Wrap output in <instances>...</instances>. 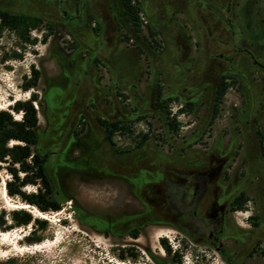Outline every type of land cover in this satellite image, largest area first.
<instances>
[{"label": "rangeland", "instance_id": "374dc122", "mask_svg": "<svg viewBox=\"0 0 264 264\" xmlns=\"http://www.w3.org/2000/svg\"><path fill=\"white\" fill-rule=\"evenodd\" d=\"M141 2V33L120 22L118 32L111 24L121 16L119 0H94L108 15L88 22L98 32L78 26L75 37L48 0H0V11L37 16L55 28L45 45L44 28L29 31L35 45H25L16 31L0 34V109L30 98L22 86L34 65L41 74L35 90L40 146L64 201L60 212L45 215L9 199L0 186V210L28 206L35 218L49 221L39 243L25 240L31 226L0 232V264H176L160 238L178 252L180 264H264V152L255 135L264 136V73L234 50L248 49L264 64V0ZM145 24L158 35L151 38ZM155 41L161 47L154 49ZM222 57L233 58V68ZM221 76L231 87L211 124ZM158 85L172 99L178 134L155 108ZM132 87L141 97L139 110ZM97 118L126 121L114 145ZM143 134L150 139L134 152ZM170 180L191 183L185 205L210 182L202 209L214 200V189L219 201L203 221L177 218L165 195ZM243 192L244 209L233 211ZM210 233L218 235L221 250Z\"/></svg>", "mask_w": 264, "mask_h": 264}, {"label": "trees", "instance_id": "16d2710c", "mask_svg": "<svg viewBox=\"0 0 264 264\" xmlns=\"http://www.w3.org/2000/svg\"><path fill=\"white\" fill-rule=\"evenodd\" d=\"M124 15L127 22L136 33L142 32L143 20L141 18L142 10L139 0H120ZM151 38L158 35L157 32L145 24ZM44 28L47 33L44 34L40 43L45 45L53 36L55 28L51 23H46L37 16L13 14L7 11H0V34L4 30L16 31L19 33L21 40L25 45H35L36 39H32L29 35L31 30H39ZM121 41L129 43L130 38L121 34ZM154 49L161 47L156 41ZM138 51L142 54L141 49ZM16 58L22 55L16 54ZM96 65L100 64L99 59L95 60ZM30 77H24L22 90L30 92V98L27 100H17L7 110L0 109V186L5 190L9 199L16 200L21 204L36 208L42 214L57 213L62 210L63 200L56 192L52 185V180L48 175L47 162L49 156L45 154L40 146L39 141V119L36 104H40V98L35 90H37L41 77L40 71L32 65L30 67ZM235 84V82H233ZM231 84L226 83L223 79L219 80L216 88L215 100L212 109L211 124L218 117L223 99ZM135 101L138 103L137 109L142 106L141 97L132 87ZM172 99L164 98L163 86L158 85L155 91V108L161 112L166 119L168 130L172 134H178L180 123L176 116L172 115L170 110V102ZM192 104H189L191 106ZM185 112L182 110L181 113ZM14 114L20 115V120L15 119ZM99 125L107 134L108 141L113 144V136L122 131L120 125L122 121L108 122L98 118ZM257 137L262 151L264 152V138L260 130H257ZM150 139L149 134H143L133 150L141 149ZM126 151L124 153H130ZM5 174L6 178H2L1 174ZM29 186L35 187L34 192H28ZM168 192L172 196V205L189 209L193 211L194 204L186 207L182 201L184 188L180 184L169 183ZM248 201L247 195L243 192L234 198L231 207L233 211H242L245 203ZM23 209H1L0 210V232L6 233L14 229L25 228L31 226V231L25 240L28 244L39 243L41 238L39 232L45 231L49 226V221L43 218H35L31 210ZM257 225V224H256ZM138 238V234L134 235ZM159 243L168 256L173 254L174 262L180 264L178 252H173L172 248L164 238H160Z\"/></svg>", "mask_w": 264, "mask_h": 264}, {"label": "flooded vegetation", "instance_id": "af4514ba", "mask_svg": "<svg viewBox=\"0 0 264 264\" xmlns=\"http://www.w3.org/2000/svg\"><path fill=\"white\" fill-rule=\"evenodd\" d=\"M48 1L53 4V6H54V8L56 10V13L58 14V16H60L61 20L63 21V25H64L66 31L69 32L72 36H75V37H76V34L78 33V29L76 28L78 26H81L83 29H85V28H91L93 31L98 32L95 29V26L94 25L92 26V24H91V26H88V22H91V20H93L95 18V16H97V15H99V16H106V15H108L106 13L105 14L104 13L101 14L100 12H98L96 10V6L94 4V0H73V1L72 0L71 1L70 0H48ZM119 2H120V0H119ZM139 2H140V8H142V2H141V0H139ZM120 5H121V2H120ZM108 6H109V10L111 11L112 10V7L110 6L109 3H108ZM121 7H122V5H121ZM120 12H121L120 13L121 16H120L119 19H118V17L115 16V18H112L110 20L111 21V24L112 23L113 24L115 23L117 30H118L117 23L120 22V23L129 24L127 22V20H126L125 15H124L123 8H122V10ZM230 14H231L230 11H227L225 9V16H227V19L226 18L225 19L229 23L231 21L230 17H228ZM118 32H120V30H118ZM234 50L236 52H239V53L248 55L250 57L251 61H252L253 66L259 69V71L257 73L258 74L264 73V64L262 63L263 61L258 60V58L254 54H252L250 50H248V49H241V48H235ZM96 59H98V58H96V55L93 53L92 54V63H94V65L97 67L98 65H96V63H95V60ZM223 60L225 62H228L231 66H232V64L234 62L233 61V58H231V57H224ZM232 68H233V66H232ZM221 79H223L226 82L230 78L229 77L226 78V76H221L219 78V80H221ZM219 80H218V82H219ZM218 82H217V84H218ZM216 88H217V86H216ZM37 109H39V107ZM114 121H122L124 123L126 122L123 118L116 119V120H113V121H108V122H114ZM97 123H98V120H97ZM102 130H103V128H102ZM103 132L105 134L106 140L108 141L107 134L105 133L104 130H103ZM256 133H257V130L255 132V135H256V138L258 139ZM263 138H264V136H263ZM258 142H259V140H258ZM108 143H110V142L108 141ZM116 153L119 154V152H116ZM130 153H132V152H130ZM127 154H129V153H124V152L122 153V155H127ZM169 183H176V182H173L172 180H170L167 183L166 188H165L166 200L168 202H170L171 205H172V196L170 195V193L168 192V189H167V186H168ZM212 184H213L212 182L205 183L204 189L200 193V195L196 199L191 200L189 203L186 204V207L194 204L193 211H189V209H184V208L183 209L172 208V212L175 213V216L177 218L186 217L188 221H203L202 217L204 215H206V213H207V211L209 209H211L212 207H215L216 204L219 201L218 194L216 193V191L214 189V193H215L214 194V200L211 201V204H209L208 207H206L205 209H202V207H203L202 204L204 202L203 201L204 200V197H205V195H206V193L208 191V188H210V187L212 188ZM180 185L185 190L184 191V194H183V197H182V201L184 202V199L186 197V194H187L188 190L191 188L192 185H191V183H189V181L186 182V183H184V184H180ZM205 228H208V226L205 225ZM221 233H222V231L219 230L218 235H220ZM218 235L217 234H214V233H210L209 234V241H210V243H212L213 246H216L217 245L216 246V249L221 250V246H220V244H218Z\"/></svg>", "mask_w": 264, "mask_h": 264}, {"label": "crops", "instance_id": "0c3cea01", "mask_svg": "<svg viewBox=\"0 0 264 264\" xmlns=\"http://www.w3.org/2000/svg\"><path fill=\"white\" fill-rule=\"evenodd\" d=\"M123 43V42H122ZM101 63V62H100ZM137 151H141L140 149H138V150H136V151H134V152H137ZM133 153V152H132Z\"/></svg>", "mask_w": 264, "mask_h": 264}, {"label": "bare ground", "instance_id": "6f19581e", "mask_svg": "<svg viewBox=\"0 0 264 264\" xmlns=\"http://www.w3.org/2000/svg\"><path fill=\"white\" fill-rule=\"evenodd\" d=\"M24 208H27L28 206H23Z\"/></svg>", "mask_w": 264, "mask_h": 264}]
</instances>
